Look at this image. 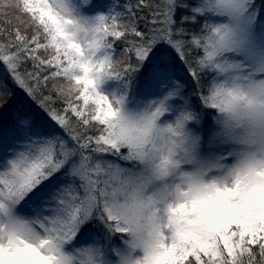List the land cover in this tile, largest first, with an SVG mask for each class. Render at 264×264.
<instances>
[{"label":"snow or ice","instance_id":"1","mask_svg":"<svg viewBox=\"0 0 264 264\" xmlns=\"http://www.w3.org/2000/svg\"><path fill=\"white\" fill-rule=\"evenodd\" d=\"M0 21V264H264V0Z\"/></svg>","mask_w":264,"mask_h":264},{"label":"trees","instance_id":"2","mask_svg":"<svg viewBox=\"0 0 264 264\" xmlns=\"http://www.w3.org/2000/svg\"><path fill=\"white\" fill-rule=\"evenodd\" d=\"M0 23H2V21H0Z\"/></svg>","mask_w":264,"mask_h":264}]
</instances>
